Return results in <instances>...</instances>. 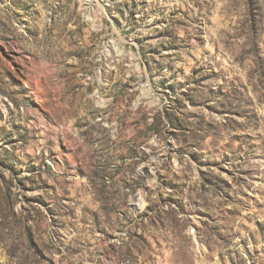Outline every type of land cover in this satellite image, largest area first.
I'll return each instance as SVG.
<instances>
[{
	"label": "rangeland",
	"instance_id": "1",
	"mask_svg": "<svg viewBox=\"0 0 264 264\" xmlns=\"http://www.w3.org/2000/svg\"><path fill=\"white\" fill-rule=\"evenodd\" d=\"M0 264H264V0H0Z\"/></svg>",
	"mask_w": 264,
	"mask_h": 264
}]
</instances>
